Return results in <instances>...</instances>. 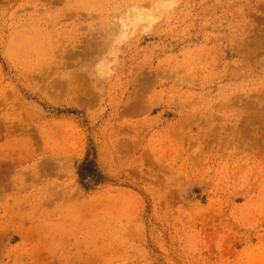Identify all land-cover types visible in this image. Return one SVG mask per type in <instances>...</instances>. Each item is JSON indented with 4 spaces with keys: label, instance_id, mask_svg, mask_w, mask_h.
Returning <instances> with one entry per match:
<instances>
[{
    "label": "rangeland",
    "instance_id": "obj_1",
    "mask_svg": "<svg viewBox=\"0 0 264 264\" xmlns=\"http://www.w3.org/2000/svg\"><path fill=\"white\" fill-rule=\"evenodd\" d=\"M0 264H264V0H0Z\"/></svg>",
    "mask_w": 264,
    "mask_h": 264
},
{
    "label": "trees",
    "instance_id": "obj_2",
    "mask_svg": "<svg viewBox=\"0 0 264 264\" xmlns=\"http://www.w3.org/2000/svg\"><path fill=\"white\" fill-rule=\"evenodd\" d=\"M92 162L87 157L83 160V162L79 165V177L83 185L88 186L91 183H97L101 180V175L99 173H95L94 175L90 173L83 172L82 170L89 168ZM91 168V167H90Z\"/></svg>",
    "mask_w": 264,
    "mask_h": 264
}]
</instances>
